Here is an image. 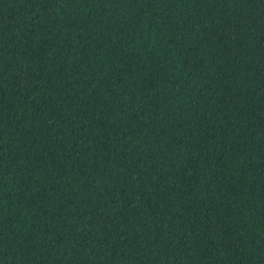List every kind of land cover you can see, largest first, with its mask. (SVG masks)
Here are the masks:
<instances>
[{"label":"trees","instance_id":"trees-1","mask_svg":"<svg viewBox=\"0 0 264 264\" xmlns=\"http://www.w3.org/2000/svg\"><path fill=\"white\" fill-rule=\"evenodd\" d=\"M0 264H264V0H0Z\"/></svg>","mask_w":264,"mask_h":264}]
</instances>
